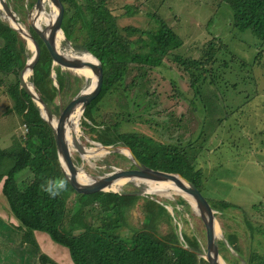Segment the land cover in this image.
<instances>
[{
  "label": "rangeland",
  "instance_id": "rangeland-1",
  "mask_svg": "<svg viewBox=\"0 0 264 264\" xmlns=\"http://www.w3.org/2000/svg\"><path fill=\"white\" fill-rule=\"evenodd\" d=\"M6 1L18 21L32 31L30 18L38 0ZM108 6L121 28L134 26L156 31L159 25L155 16L164 20L181 39L182 46L175 54L183 58L203 59L212 42L224 48L215 64L208 67L209 74L200 78L198 93L191 86L189 75L172 58L166 59L165 66L160 68L131 65L124 85L111 90L98 104L94 112L96 123L83 114L78 142L90 152L103 148L105 145L99 142L101 135H112L109 126L120 123L119 133H138L160 143L180 146L196 169L202 171V194L211 206H216L212 208L221 262L249 264L255 255V264L264 263V39L251 30L236 29L233 11L222 0H110ZM126 6H132L137 13L124 16ZM47 12H51L49 6ZM5 15L2 12L9 25ZM26 43L28 64L35 52L27 40ZM58 50L69 56L86 53L65 35ZM226 62L229 65L224 67ZM32 75L28 79L31 84ZM59 77L66 84L64 89H60ZM49 79L57 119L62 109L91 87L90 79L59 65L52 67ZM1 80V147L13 151L23 146L28 131L10 95V88L17 83L16 76H0ZM19 86L21 89L20 83ZM118 147L124 148L121 144ZM98 151L84 159L75 146L72 158L78 170L97 179L116 169L135 168L123 152ZM13 165L14 160H5L1 171L7 172ZM117 192L136 194L126 206L128 223L121 230L122 236H131L145 226L150 214L159 213L155 220L159 232H175L182 242L185 238L196 242L201 250L197 258L208 264L205 223L197 207L186 198L154 193L145 183H127ZM77 202V196H71L68 209L72 210ZM220 202L235 207L222 210ZM92 213L97 223L96 212Z\"/></svg>",
  "mask_w": 264,
  "mask_h": 264
},
{
  "label": "trees",
  "instance_id": "trees-1",
  "mask_svg": "<svg viewBox=\"0 0 264 264\" xmlns=\"http://www.w3.org/2000/svg\"><path fill=\"white\" fill-rule=\"evenodd\" d=\"M61 1L65 7L62 29L67 40L73 42L78 50L97 58L103 66L102 91L84 112L85 118L93 124L96 123L94 112L98 104L111 90L124 85L131 65L160 68L165 66L166 59L172 58L189 75L191 86L198 93L200 78L209 74L208 67L215 64L224 48L212 42L203 59L183 58L175 54L182 46L181 39L158 16L154 18L159 25L156 31L134 26L121 28L117 23L118 17L108 6L110 0ZM222 1L231 7L236 29L251 30L264 39V0ZM134 13L137 10L126 6L124 16ZM136 36L138 38L133 40ZM34 37L41 44L42 54L31 81L52 106L54 95L51 94L49 78L53 59L38 36L34 34ZM29 56L26 40L9 27L0 11V76H16L17 83L10 88V95L28 131L23 146L13 151L4 150L0 138V183L6 177L3 192L12 212L22 223L24 240L39 248L34 233L45 232L55 243L69 250L74 264H205L203 259L197 258L201 250L196 242L187 238L182 242L175 232L166 235L159 232L155 224L159 213L150 214L145 226L135 230L131 236L121 235V230L128 223L126 206L131 204L136 194L100 192L80 195L72 188L61 168L52 129L43 118L40 107L19 86V72L26 66ZM228 65L226 62L224 67ZM59 78L60 89H64L66 84ZM3 83L1 80L0 86ZM174 86L178 89L176 84ZM119 124L109 126L114 133L101 135L99 142L105 146L121 144L130 148L147 167L180 174L202 192V171L196 169L180 146L160 143L138 133H119ZM8 159L14 160V165L9 171L2 172L4 161ZM27 174L28 177L20 179ZM60 181L64 182V189L56 196H50L46 188ZM74 195L78 202L69 210L67 203ZM218 206L222 210L235 207L227 202H220ZM212 207H216L215 204ZM92 212H96L97 223ZM88 218H92L91 221ZM39 252L42 264H57L40 249ZM254 257L249 264L258 261Z\"/></svg>",
  "mask_w": 264,
  "mask_h": 264
},
{
  "label": "water",
  "instance_id": "water-1",
  "mask_svg": "<svg viewBox=\"0 0 264 264\" xmlns=\"http://www.w3.org/2000/svg\"><path fill=\"white\" fill-rule=\"evenodd\" d=\"M50 1L52 2L53 6L58 9V14L52 27H50L49 25H46L45 28L38 27L32 22L31 18V30L33 32L29 31V33L24 34L18 29L11 27L10 24L9 26L11 29L19 33L24 39L29 38L33 44L35 55L32 60L28 64H26V66L19 72V81L21 84V89H23L29 96H31L33 101L40 107L43 118L48 122L50 128L53 131L58 159L66 179L68 180L72 188L80 195H92L100 192L118 193L117 191H111L110 186L121 179H139L155 183L172 181L176 183L179 188L184 190L188 195L192 197V199L196 203V207L200 215L203 217L207 233V252L205 254V258L208 264H223L219 257V242L216 237L215 211L212 208L210 202L198 189V187L188 179L184 178L182 175L154 170L147 167L142 162H140V160L136 157V155L130 148H120L118 146H102L103 151L106 153L122 152L123 149L128 150L129 154L127 156L134 162L135 168L129 170L116 169L112 174H109L102 178L94 179L93 182L82 183L79 180V170L73 161L70 147L68 146L66 139V123L79 105H82L83 112H85L88 105L100 95L104 82V70L101 62L94 56L93 57L96 59L97 63L83 61L78 57L65 55L58 50V47L56 45V36L59 32H62L64 34L62 24L65 15V7L61 0ZM41 6L42 0H38L35 9ZM0 11L5 12L9 17H14L16 15L10 8L6 0H0ZM34 34H36L38 38L44 43L48 52L50 53L53 59V68L55 67V65H59L62 68L75 71L89 68L92 69L98 77L97 83L92 91H90L89 93H81L79 96L75 97L64 109H62L60 116L57 119V128H55L53 125V121L54 119H56V116L52 106L42 98V96L37 92L35 86L32 84L36 91L33 92L30 89L28 82L26 81L28 70H30L31 74H33L34 68L37 65L42 54L41 44L34 37ZM75 146L82 155H86V150L80 145L78 141L75 142ZM182 180H184L185 183Z\"/></svg>",
  "mask_w": 264,
  "mask_h": 264
},
{
  "label": "bare ground",
  "instance_id": "bare-ground-1",
  "mask_svg": "<svg viewBox=\"0 0 264 264\" xmlns=\"http://www.w3.org/2000/svg\"><path fill=\"white\" fill-rule=\"evenodd\" d=\"M47 6H49L51 8L50 13L47 12ZM57 14H58L57 10L53 6V4L50 0H42V6L39 8L37 7L34 10L32 16H31V20L38 27H43L44 25H49L50 27H52L53 23L56 20ZM5 19L10 24L11 27L18 29L20 32H22L24 34L29 33L28 28L23 26L18 21V18L16 15L14 17H9V16L5 15ZM26 40L29 43V46L33 47L31 40L29 38H26ZM62 40H64V34L62 32H59L56 36L57 47H59V44L61 43ZM72 56L78 57L79 59H81L83 61H89L92 63H97L96 59L89 53H82V54H76V55L74 54ZM76 71L81 76L86 77V78L91 80L90 89H88L87 91H84L83 93H89L90 91H92V89L95 87L97 80H98L97 75L93 72L92 69H89V68H85L82 70H76ZM30 76H31V72H30V70H28L27 75H26V81L28 82L30 89L33 92H36L33 85L28 81ZM83 114H84V112H83L82 105H79L78 108L70 116V118L68 119V121L66 123V139H67L68 146L70 147L71 154H73L72 150L75 147L74 146L75 142L78 141L77 134L79 131L80 120H81ZM53 125L55 128H57V125H58L57 118L54 119ZM98 150L103 151V148H99ZM98 150H92L91 152L86 150V152H88V153H86V155L85 154L82 155V157L84 159L91 158L92 156L96 155V152ZM122 152L126 155L129 154L128 150H126V149H123ZM78 178L82 183L94 181V179L92 177H90L82 169H79ZM182 181L184 182V180H182ZM131 182L136 184L137 186L140 185L141 183L148 184V186L150 187V191L152 190L154 193H158L160 195H169V196L174 195V194H176V196L181 195L184 198H186L196 208V203L194 202L192 197L190 195H188L184 190L179 188V186L172 181L155 183V182L143 181V180H139V179H121V180L115 182L114 184H112L110 186V190L111 191H120V190H122V188L124 186H126L127 183H131Z\"/></svg>",
  "mask_w": 264,
  "mask_h": 264
},
{
  "label": "crops",
  "instance_id": "crops-1",
  "mask_svg": "<svg viewBox=\"0 0 264 264\" xmlns=\"http://www.w3.org/2000/svg\"><path fill=\"white\" fill-rule=\"evenodd\" d=\"M26 177L28 174L20 179ZM5 180L6 177L0 183V264H42L39 249L57 264H74L69 250L55 243L45 232L34 233L39 248L24 240L22 223L12 212L3 192Z\"/></svg>",
  "mask_w": 264,
  "mask_h": 264
},
{
  "label": "clouds",
  "instance_id": "clouds-1",
  "mask_svg": "<svg viewBox=\"0 0 264 264\" xmlns=\"http://www.w3.org/2000/svg\"><path fill=\"white\" fill-rule=\"evenodd\" d=\"M65 187L64 182L60 181L59 183H53L49 184V186L46 188V191H48L50 196H56L61 190H63Z\"/></svg>",
  "mask_w": 264,
  "mask_h": 264
}]
</instances>
